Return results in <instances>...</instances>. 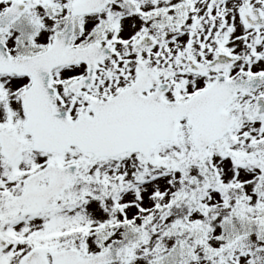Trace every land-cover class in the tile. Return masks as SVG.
I'll return each instance as SVG.
<instances>
[{"label":"snow or ice","instance_id":"1","mask_svg":"<svg viewBox=\"0 0 264 264\" xmlns=\"http://www.w3.org/2000/svg\"><path fill=\"white\" fill-rule=\"evenodd\" d=\"M0 264H264V0H0Z\"/></svg>","mask_w":264,"mask_h":264}]
</instances>
